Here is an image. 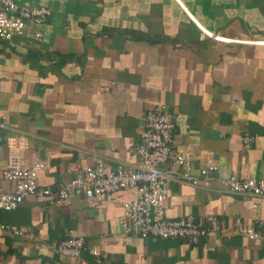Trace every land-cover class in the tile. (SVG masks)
Here are the masks:
<instances>
[{"label":"crops","instance_id":"obj_1","mask_svg":"<svg viewBox=\"0 0 264 264\" xmlns=\"http://www.w3.org/2000/svg\"><path fill=\"white\" fill-rule=\"evenodd\" d=\"M27 1L52 14L39 40H0L2 168L11 142L24 145L28 163L44 162L40 187L57 189L97 157L110 168L139 165L143 116L162 106L196 174L212 159L216 176L264 179V0ZM245 134L256 136L249 147ZM220 188L219 181L170 185L168 217L219 220L196 245L125 239L120 217L131 190L98 205L78 195L63 203L29 196L0 210V264H264V237L249 239L235 225L237 217L264 221V195ZM74 236L85 238L79 258L53 251Z\"/></svg>","mask_w":264,"mask_h":264},{"label":"built area","instance_id":"obj_2","mask_svg":"<svg viewBox=\"0 0 264 264\" xmlns=\"http://www.w3.org/2000/svg\"><path fill=\"white\" fill-rule=\"evenodd\" d=\"M51 14L49 7L31 4L27 0H0V40L13 43L19 39L21 45L26 46L41 39L43 26ZM209 34L214 35L212 32ZM258 42L264 43V40ZM6 126L5 122L0 123V145L4 141ZM255 140V135L245 134L243 137L246 147ZM137 153L141 158L139 165L121 164L116 168H110L104 158L97 157L94 164L76 168L73 178L53 189L40 187L38 183L44 162L35 159L28 163L24 145L17 146L11 142L6 167L0 166V210H14L29 196L45 195L53 196L57 203L78 195L98 205L105 201H117L119 191L131 190L134 191V198L122 201L124 212L120 217L125 239L131 240L138 235L141 238L181 239L196 245L220 228L219 220L214 215L200 220H196L193 215L168 217L166 211L172 182L211 187L214 181H219L220 189L229 193L256 197L264 195V179L242 178L236 172L216 176L220 166L212 159H208L196 174L193 170V155L176 148L174 118L162 106L148 110L143 116ZM4 182H8L10 188H6ZM235 225L239 233L249 239L264 237V221L254 226L246 219L237 217ZM1 227L19 235L24 234V230L17 226ZM84 248V236H74L52 246L57 254L78 258ZM91 252L95 260L100 262L101 251L93 248Z\"/></svg>","mask_w":264,"mask_h":264}]
</instances>
